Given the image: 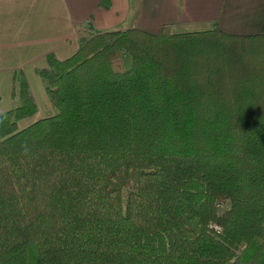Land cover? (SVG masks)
<instances>
[{"label": "trees", "instance_id": "trees-1", "mask_svg": "<svg viewBox=\"0 0 264 264\" xmlns=\"http://www.w3.org/2000/svg\"><path fill=\"white\" fill-rule=\"evenodd\" d=\"M87 26L38 70L52 115L19 128L14 73L0 264H264V30Z\"/></svg>", "mask_w": 264, "mask_h": 264}, {"label": "crops", "instance_id": "crops-1", "mask_svg": "<svg viewBox=\"0 0 264 264\" xmlns=\"http://www.w3.org/2000/svg\"><path fill=\"white\" fill-rule=\"evenodd\" d=\"M108 1L104 8L100 0H0V112L17 104L12 96L15 72L24 76L37 112L41 106L50 110L38 70L46 66L47 54L59 60L72 55L79 38L89 33L88 22L100 31L137 28L152 34L164 26L173 32L216 26L234 35L264 30V0ZM30 121L22 120L19 128L33 123Z\"/></svg>", "mask_w": 264, "mask_h": 264}, {"label": "rangeland", "instance_id": "rangeland-1", "mask_svg": "<svg viewBox=\"0 0 264 264\" xmlns=\"http://www.w3.org/2000/svg\"><path fill=\"white\" fill-rule=\"evenodd\" d=\"M148 32V31H147ZM150 33H152V32H150ZM122 60H123V62H124V65H125V67L126 68H129V66H130V63H131V60H130V57H129V55L128 54H126V53H122ZM42 80V79H41ZM43 81V80H42ZM44 83V82H43ZM46 96H47V94H46ZM48 97V96H47ZM41 108V110L39 111V112H37L35 115H33L32 117H30V119H31V121H30V123L31 122H34V121H36V120H38V119H40V117H43V116H45V115H49V114H46V113H50V114H52V113H54L55 112V109L51 106V104H50V110H49V107H43V106H41L40 107ZM47 111H49V112H47ZM20 127V126H19Z\"/></svg>", "mask_w": 264, "mask_h": 264}, {"label": "built area", "instance_id": "built-area-1", "mask_svg": "<svg viewBox=\"0 0 264 264\" xmlns=\"http://www.w3.org/2000/svg\"><path fill=\"white\" fill-rule=\"evenodd\" d=\"M213 227H214V229H216V230H218V229H219V227H218V226H216V225H214Z\"/></svg>", "mask_w": 264, "mask_h": 264}]
</instances>
